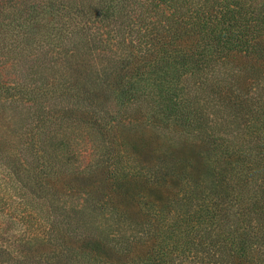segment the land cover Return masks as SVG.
Instances as JSON below:
<instances>
[{
	"label": "trees",
	"instance_id": "trees-1",
	"mask_svg": "<svg viewBox=\"0 0 264 264\" xmlns=\"http://www.w3.org/2000/svg\"><path fill=\"white\" fill-rule=\"evenodd\" d=\"M5 108L0 264H264V0H0Z\"/></svg>",
	"mask_w": 264,
	"mask_h": 264
},
{
	"label": "rangeland",
	"instance_id": "rangeland-1",
	"mask_svg": "<svg viewBox=\"0 0 264 264\" xmlns=\"http://www.w3.org/2000/svg\"><path fill=\"white\" fill-rule=\"evenodd\" d=\"M8 113L7 110L5 108L4 110V114H3V119L0 120V135H2V137L4 139L7 138L8 136V128H9V120H8ZM6 141V140H5ZM8 152V150L6 151V153ZM6 156V154L4 155ZM5 160H3L2 158L0 159V184H2V178L6 176V169L4 168V166L2 165L4 163ZM148 161V160H146ZM150 165H152V162L148 163ZM200 164L205 167L206 162L203 159H200ZM126 189L124 190V193H129L130 191L132 192H138V193H142V194H147V192L149 191L148 189L142 188L141 186H137V185H130L128 187H125ZM151 194V193H150ZM152 196V195H151ZM11 200V197H9ZM4 206H0V212L4 213ZM14 234V233H13ZM9 244L12 242L13 238H11V235L9 234Z\"/></svg>",
	"mask_w": 264,
	"mask_h": 264
}]
</instances>
